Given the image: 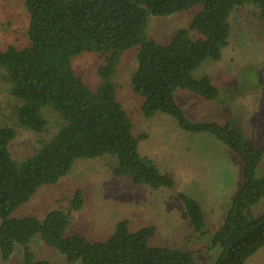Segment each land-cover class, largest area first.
Listing matches in <instances>:
<instances>
[{
  "label": "trees",
  "instance_id": "16d2710c",
  "mask_svg": "<svg viewBox=\"0 0 264 264\" xmlns=\"http://www.w3.org/2000/svg\"><path fill=\"white\" fill-rule=\"evenodd\" d=\"M246 4L264 16V0H24L29 46L0 50V69L9 93L20 103L11 114L15 125L0 126V264L19 248L24 264H52L37 260L31 251L36 236L70 263L197 264L192 254L153 246L154 226L132 233L124 220L110 238L93 242L78 234L65 236L69 211H52L41 221L13 217L41 188L57 184L81 160L113 157L115 176H129L133 184L156 190L174 189L172 178L140 154V138L117 100L114 78L122 56L131 49H137L131 84L142 100V114L168 115L181 130L214 137L242 161L241 185L213 236L220 252L214 264H245L264 246V212L258 218L251 213L252 205L264 197V176L256 178L263 151L229 124L192 122L175 96L181 89L206 100L217 99L218 87L208 76L195 79L194 72L208 59H221L228 45L229 19ZM194 8L199 11L189 28L175 32L167 43L148 39L151 17ZM192 32L199 38H193ZM83 53L104 58L95 90L73 69V59ZM47 110L55 112L63 126L33 154L15 161L10 144L16 128L42 133L48 124ZM179 198L189 225L201 231L205 226L201 205L184 194ZM82 205L77 190L71 208L79 210Z\"/></svg>",
  "mask_w": 264,
  "mask_h": 264
},
{
  "label": "rangeland",
  "instance_id": "374dc122",
  "mask_svg": "<svg viewBox=\"0 0 264 264\" xmlns=\"http://www.w3.org/2000/svg\"><path fill=\"white\" fill-rule=\"evenodd\" d=\"M199 8L151 17L147 30L150 41L167 43L180 29H187ZM228 45L221 59H208L195 72V79L208 76L220 95L206 100L178 89L176 101L185 115L196 123L229 124L255 148L263 151L256 169V178L264 176V16L251 4L235 9L229 19ZM28 15L24 0H0V50L7 46H29ZM193 38H199L192 32ZM137 49L121 58L114 78L117 100L134 125L140 138V154L154 163L158 171L169 175L174 189L156 190L148 185H135L129 176L117 177L113 170L117 159L104 157L77 161L72 170L57 184L41 188L13 217L43 220L52 211H69L70 224L65 236L82 235L90 241L110 238L119 222L129 221L132 233L154 226L157 235L153 246L179 249L192 254L197 264H214L220 252L213 236L223 225L232 207V197L242 182V161L221 142L206 133L181 130L165 114L146 118L141 111L142 100L133 92L131 79L137 68ZM104 58L95 53H83L73 59V69L92 88L100 85L98 69ZM7 78L0 69V126L13 124L11 114L20 103L7 87ZM47 126L42 133L22 128L10 144L17 162L41 147L63 126L53 111H45ZM81 191L83 205L71 208L75 192ZM179 194L198 202L204 212L205 226L201 231L191 228ZM264 212V197L252 205L251 213L258 218ZM37 260L52 264L70 263L57 250L44 245L39 236L30 243ZM19 248L8 262L24 264ZM245 264H264V246Z\"/></svg>",
  "mask_w": 264,
  "mask_h": 264
}]
</instances>
